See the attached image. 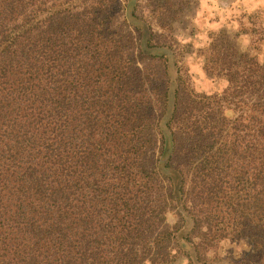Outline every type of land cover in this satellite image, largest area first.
<instances>
[{
  "label": "trees",
  "instance_id": "16d2710c",
  "mask_svg": "<svg viewBox=\"0 0 264 264\" xmlns=\"http://www.w3.org/2000/svg\"><path fill=\"white\" fill-rule=\"evenodd\" d=\"M123 1L0 0V264H264V62L211 35L224 89L171 101L178 3L135 0L143 46Z\"/></svg>",
  "mask_w": 264,
  "mask_h": 264
},
{
  "label": "rangeland",
  "instance_id": "374dc122",
  "mask_svg": "<svg viewBox=\"0 0 264 264\" xmlns=\"http://www.w3.org/2000/svg\"><path fill=\"white\" fill-rule=\"evenodd\" d=\"M134 2L135 0L123 1V16L126 17L129 28L135 34H139L141 44L144 46L150 32L155 34L163 30L157 25H150L154 23L153 20L148 22L135 18L132 15ZM176 2L177 13L169 32L175 37L172 46L149 49L152 53H164L167 57L171 101L179 76L187 79L189 87L197 92H221L224 89V78L209 75L204 70L205 57L210 53L211 35L218 34L216 41L221 43H225L224 39L227 43L232 42L239 54L255 56L264 62V0H176ZM221 31L224 33L220 35ZM248 245L244 240L222 239L216 247L202 255L200 260L192 256V264H228L230 259L239 257L247 250ZM184 247L191 250L187 243H184ZM173 264H189V261L179 257Z\"/></svg>",
  "mask_w": 264,
  "mask_h": 264
}]
</instances>
